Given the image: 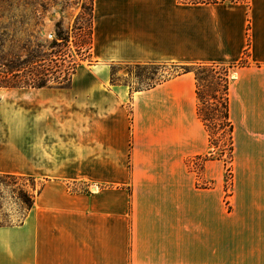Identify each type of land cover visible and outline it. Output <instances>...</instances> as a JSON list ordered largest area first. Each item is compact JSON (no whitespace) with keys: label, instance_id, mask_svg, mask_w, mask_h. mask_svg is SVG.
I'll return each instance as SVG.
<instances>
[{"label":"crops","instance_id":"0c3cea01","mask_svg":"<svg viewBox=\"0 0 264 264\" xmlns=\"http://www.w3.org/2000/svg\"><path fill=\"white\" fill-rule=\"evenodd\" d=\"M247 49L227 195L222 159L194 166L212 148L194 73L141 89L113 77ZM92 58L68 80L0 82V173L44 184L21 223L0 225V264H264V0H93Z\"/></svg>","mask_w":264,"mask_h":264},{"label":"rangeland","instance_id":"374dc122","mask_svg":"<svg viewBox=\"0 0 264 264\" xmlns=\"http://www.w3.org/2000/svg\"><path fill=\"white\" fill-rule=\"evenodd\" d=\"M91 6L92 0H0V60L25 57L32 49L39 48L42 57L47 59L59 57L66 63L75 59L79 65H93ZM61 31L68 35L67 40L58 38L57 32ZM178 70L166 62L121 63L115 67L114 78L137 89L150 82L173 77ZM28 73L26 71L25 75L29 77ZM218 116L220 118V114ZM214 138L218 146H212L211 150L215 156L223 155L228 191L232 182V173L228 169V136L219 124ZM202 164L203 159H195L194 166L199 172ZM21 219L17 203L8 192H4L0 197V225L18 224Z\"/></svg>","mask_w":264,"mask_h":264},{"label":"trees","instance_id":"16d2710c","mask_svg":"<svg viewBox=\"0 0 264 264\" xmlns=\"http://www.w3.org/2000/svg\"><path fill=\"white\" fill-rule=\"evenodd\" d=\"M188 2H206L216 3L226 0H184ZM239 1V0H229ZM92 18H93V0H92ZM58 38L67 40L68 35L64 32H57ZM57 44V42H56ZM55 44V45H56ZM41 46V45H40ZM39 46V47H40ZM248 49L245 52V58L238 63L225 62H194V63H172L173 67L178 70L174 76L186 72H193L196 78V92L198 97V116L205 125L208 133L211 146L217 147L214 134L217 124L224 129L228 136V151H229V167L232 173V160L234 151L233 129L234 124L230 118L229 111V92L230 83L232 80L233 70L237 65L247 63ZM41 49H32L25 57H11L6 61L0 60V82L5 85H21L33 84L43 85L51 80H66L71 79L76 72L78 63L72 59L66 63V60L59 57L47 59L42 57ZM28 71V75L25 72ZM171 78V77H170ZM114 80H116L113 77ZM166 79L150 82L146 87L155 86ZM141 89V88H137ZM220 112V113H217ZM220 114V118H218ZM218 116V117H217ZM220 120V122H217ZM209 154V155H208ZM208 154L199 155L197 158L203 159L201 170L207 160L223 159V155L215 156L213 150ZM227 164V162L225 161ZM29 182V186H26ZM44 184L34 176L18 175L12 173H0V197L4 192H8L18 205V211L22 215L21 223L29 210L34 205L37 195L43 189ZM229 192L227 191V195ZM18 223V224H19ZM3 225V224H2Z\"/></svg>","mask_w":264,"mask_h":264}]
</instances>
